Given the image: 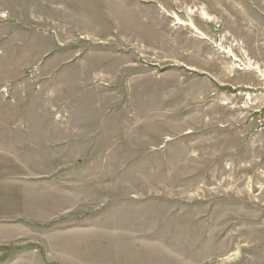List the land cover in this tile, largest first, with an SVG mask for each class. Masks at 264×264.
<instances>
[{
    "label": "rangeland",
    "instance_id": "rangeland-1",
    "mask_svg": "<svg viewBox=\"0 0 264 264\" xmlns=\"http://www.w3.org/2000/svg\"><path fill=\"white\" fill-rule=\"evenodd\" d=\"M0 264H264V0H0Z\"/></svg>",
    "mask_w": 264,
    "mask_h": 264
}]
</instances>
